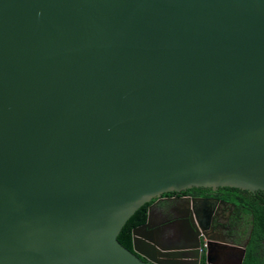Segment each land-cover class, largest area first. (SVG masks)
<instances>
[{"label":"water","instance_id":"obj_1","mask_svg":"<svg viewBox=\"0 0 264 264\" xmlns=\"http://www.w3.org/2000/svg\"><path fill=\"white\" fill-rule=\"evenodd\" d=\"M191 187L264 191V0H0V264H242L118 241Z\"/></svg>","mask_w":264,"mask_h":264},{"label":"flooded vegetation","instance_id":"obj_2","mask_svg":"<svg viewBox=\"0 0 264 264\" xmlns=\"http://www.w3.org/2000/svg\"><path fill=\"white\" fill-rule=\"evenodd\" d=\"M218 188H210L214 190L211 193L199 190L186 193L187 189H182L168 191L170 194L164 192L153 197L147 205L151 224L154 229L163 231L169 242L177 241L175 238L179 236L180 224L186 219L190 223L191 239L200 244L201 248L206 238L209 242L230 248H240L244 245L246 247L249 239L248 215L244 209L237 208L236 202L227 197L218 196L216 194ZM192 199L195 201L192 202ZM220 200L225 203H221ZM198 254L200 264H206L204 255ZM236 261L237 257L234 255L211 264H236Z\"/></svg>","mask_w":264,"mask_h":264},{"label":"trees","instance_id":"obj_3","mask_svg":"<svg viewBox=\"0 0 264 264\" xmlns=\"http://www.w3.org/2000/svg\"><path fill=\"white\" fill-rule=\"evenodd\" d=\"M191 188L187 189L186 193L197 190L207 191L208 193L214 192L210 188ZM167 194H170V192ZM216 194L236 202L237 208L239 210L244 209L248 215L249 239L245 247L242 264H264V191H247L235 187H219L216 190ZM147 205L148 202L144 203L129 217L117 236L118 241L128 249H132V229L146 221Z\"/></svg>","mask_w":264,"mask_h":264}]
</instances>
